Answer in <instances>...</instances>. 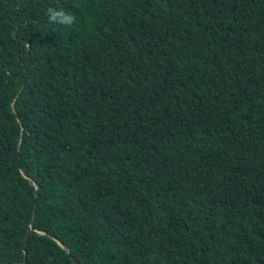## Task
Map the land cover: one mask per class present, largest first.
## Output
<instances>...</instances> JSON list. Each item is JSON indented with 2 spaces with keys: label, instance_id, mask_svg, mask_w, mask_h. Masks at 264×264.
I'll list each match as a JSON object with an SVG mask.
<instances>
[{
  "label": "trees",
  "instance_id": "1",
  "mask_svg": "<svg viewBox=\"0 0 264 264\" xmlns=\"http://www.w3.org/2000/svg\"><path fill=\"white\" fill-rule=\"evenodd\" d=\"M0 264H264V0H0Z\"/></svg>",
  "mask_w": 264,
  "mask_h": 264
},
{
  "label": "clouds",
  "instance_id": "2",
  "mask_svg": "<svg viewBox=\"0 0 264 264\" xmlns=\"http://www.w3.org/2000/svg\"><path fill=\"white\" fill-rule=\"evenodd\" d=\"M48 19L49 21H53L56 19L57 13L53 9H48ZM61 17H64V12L61 11L59 13ZM75 17L69 13L67 17H64V26H71L74 23ZM57 24L60 25V22L57 21Z\"/></svg>",
  "mask_w": 264,
  "mask_h": 264
}]
</instances>
